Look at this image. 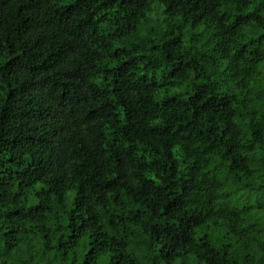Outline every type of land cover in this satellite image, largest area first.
<instances>
[{
    "label": "clouds",
    "instance_id": "obj_1",
    "mask_svg": "<svg viewBox=\"0 0 264 264\" xmlns=\"http://www.w3.org/2000/svg\"><path fill=\"white\" fill-rule=\"evenodd\" d=\"M0 264H264V0H0Z\"/></svg>",
    "mask_w": 264,
    "mask_h": 264
}]
</instances>
